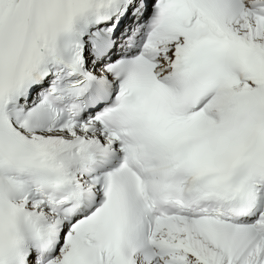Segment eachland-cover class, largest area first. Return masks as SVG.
<instances>
[{"label": "snow or ice", "instance_id": "6c2138e0", "mask_svg": "<svg viewBox=\"0 0 264 264\" xmlns=\"http://www.w3.org/2000/svg\"><path fill=\"white\" fill-rule=\"evenodd\" d=\"M0 264H264V0H0Z\"/></svg>", "mask_w": 264, "mask_h": 264}]
</instances>
